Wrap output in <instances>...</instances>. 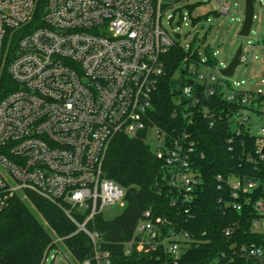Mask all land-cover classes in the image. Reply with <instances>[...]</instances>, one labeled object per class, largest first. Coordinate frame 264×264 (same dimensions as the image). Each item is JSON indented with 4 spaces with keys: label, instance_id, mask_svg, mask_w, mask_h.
Wrapping results in <instances>:
<instances>
[{
    "label": "built area",
    "instance_id": "1",
    "mask_svg": "<svg viewBox=\"0 0 264 264\" xmlns=\"http://www.w3.org/2000/svg\"><path fill=\"white\" fill-rule=\"evenodd\" d=\"M184 1L46 0L40 25L30 29L34 0H0V82L6 71L13 84H6L0 100V212L13 198L35 194L62 208L76 233L85 234L96 248L99 236L86 228L87 223L106 207L125 204V190L103 170L106 151L118 135L142 138L163 162L171 188L190 206L200 181L196 145L188 133L169 135L149 125L148 117L164 72L162 58L177 44L160 26L162 11ZM218 2V14L227 16L229 1ZM244 53L242 47L239 62L246 61ZM205 62L200 59L183 66L190 80L180 96L186 101L182 113L187 122H192L189 107L199 103L198 92L222 96L239 106L229 116L232 130L256 138V155L264 164V112L260 111L264 92L236 90L243 82L232 88L220 74V61L213 67ZM206 110L203 116L213 126L214 113ZM245 111L263 120L255 134ZM217 180L229 192L225 206L240 212L242 203L237 201L243 197V204L255 210L250 231L264 234V197L251 203L247 196L259 185L264 192V182L236 175ZM163 227L159 218L153 220L144 212L133 238L125 244V254L136 245L176 262L190 236L175 227ZM231 233L232 228L226 229V236ZM55 251L52 262L59 252ZM94 254L97 264L109 263L107 253L95 250ZM237 258L244 264H264V246L232 247L225 264H235Z\"/></svg>",
    "mask_w": 264,
    "mask_h": 264
},
{
    "label": "trees",
    "instance_id": "2",
    "mask_svg": "<svg viewBox=\"0 0 264 264\" xmlns=\"http://www.w3.org/2000/svg\"><path fill=\"white\" fill-rule=\"evenodd\" d=\"M34 3L30 29L40 25L46 0H34ZM205 18L200 17L197 21L203 22ZM15 43L14 39L12 51ZM261 43L264 46V37ZM213 54V49H205V63L211 67L219 61ZM162 59L164 72L152 95L149 125L169 135L188 133L195 143L198 152L195 167L200 181L194 201L188 206L180 200L168 183L163 162L155 158L142 138L118 135L106 151L103 170L108 179L125 190V208L114 219L105 220L103 215H98L87 223L86 228L99 236L96 248L85 234L76 233V227L62 208L29 193L30 204L51 228L54 237L29 205L15 197L0 212V264H43L46 254L56 250L54 238L62 242L75 262L91 260L93 264H97L93 260L95 250L108 254V264H225L232 247L264 246V234L250 231L251 219L255 217L253 206L243 204V197H239L240 212L227 208L228 189L217 180L218 177L227 180L236 175L264 182V164L256 155V138L245 131L237 135L232 130L229 116L239 106L226 102L218 94L207 97L198 92L199 103L189 107L192 122L188 123L182 113L186 101L180 96L183 86L190 80L186 73L183 74V66L201 58L197 52L190 49L186 52L176 44ZM6 84L13 86L5 71L1 76L0 100L6 94ZM204 110L214 113L213 126L209 125V118L203 116ZM247 196L251 203L264 197L261 185ZM144 212H149L153 220L159 218L163 230L175 227L189 234L191 242L176 262L136 245L125 254V244L133 238ZM77 222L83 220L79 218ZM228 228H232V233L226 236ZM235 264L244 262L237 258Z\"/></svg>",
    "mask_w": 264,
    "mask_h": 264
},
{
    "label": "rangeland",
    "instance_id": "3",
    "mask_svg": "<svg viewBox=\"0 0 264 264\" xmlns=\"http://www.w3.org/2000/svg\"><path fill=\"white\" fill-rule=\"evenodd\" d=\"M230 4L229 14H218L220 4L218 0H187L179 4H170L169 7L162 11L160 26L168 37L187 52H197L201 59H205V49L211 48L216 52L217 59L221 62L219 70L225 68L230 61L239 45L243 47L246 61L239 62L234 70L233 76L227 81L233 88L235 84H241L236 90L246 92H264V46L261 41L264 37V0H254V18L250 33L247 37H240L239 32L242 27L244 18L245 0H228ZM218 14V15H217ZM207 17L203 22H198V18ZM184 18L178 27L176 23ZM247 51V53H246ZM202 71V69H201ZM264 112L263 108H260ZM243 115L250 117L251 131L255 134L259 131L263 120L255 112L245 111ZM28 194L19 200L26 202L30 209L36 213L30 204ZM125 208V204L106 207L102 211L105 220H111L119 216ZM39 220L43 223L47 231L54 237L51 228L37 214ZM66 215V214H65ZM67 216V215H66ZM68 217V216H67ZM77 221L79 218L74 216ZM75 226V225H74ZM54 244L57 253V259L51 261V255L55 250H51L48 258L43 264H75L65 250L64 245L58 239L54 238ZM68 258H62V254ZM61 260V262H59Z\"/></svg>",
    "mask_w": 264,
    "mask_h": 264
},
{
    "label": "water",
    "instance_id": "4",
    "mask_svg": "<svg viewBox=\"0 0 264 264\" xmlns=\"http://www.w3.org/2000/svg\"><path fill=\"white\" fill-rule=\"evenodd\" d=\"M254 17V6H253V0H245V7H244V18L241 30L239 32L240 37H247L250 33L252 22ZM179 23H176V26H178ZM242 52V46L239 45L237 48L235 55L233 56L230 63L220 70V74L225 78H231L233 76L234 70L237 67L239 63V57ZM262 154H264V148L262 150Z\"/></svg>",
    "mask_w": 264,
    "mask_h": 264
}]
</instances>
